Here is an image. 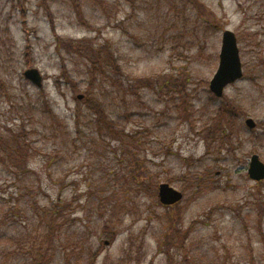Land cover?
I'll use <instances>...</instances> for the list:
<instances>
[{
    "label": "rangeland",
    "instance_id": "1",
    "mask_svg": "<svg viewBox=\"0 0 264 264\" xmlns=\"http://www.w3.org/2000/svg\"><path fill=\"white\" fill-rule=\"evenodd\" d=\"M226 30L244 76L216 98ZM84 39L111 48L122 73L101 76L64 46ZM30 68L42 88L24 77ZM144 77L150 88L120 85ZM94 100L116 134L96 130ZM2 133L27 135L34 149L31 177L0 161V197L15 206L11 195L28 187L38 212L15 215L8 249L19 253L8 264H88L97 251L95 264H264V181L248 175L254 154L264 161V0H0ZM161 183L182 202L164 207ZM175 223L188 235L183 252L169 248Z\"/></svg>",
    "mask_w": 264,
    "mask_h": 264
},
{
    "label": "trees",
    "instance_id": "2",
    "mask_svg": "<svg viewBox=\"0 0 264 264\" xmlns=\"http://www.w3.org/2000/svg\"><path fill=\"white\" fill-rule=\"evenodd\" d=\"M82 42H77V41H70L64 44L66 50L68 48L75 50L77 53H81L82 55L86 56L91 62L92 65L94 66V70L99 73V75L104 76L106 78H109V71L114 70L117 73H122V67L119 65L117 58L115 57V53L111 50V48H108L107 46L95 48L93 45V42L88 39L81 40ZM72 46H78L77 47H72ZM83 48V50H81ZM136 82L139 84L134 85L132 82H129V85H125L124 83L120 84L125 91H134L138 86L140 87L141 85H144V87L150 88V78H141L138 79ZM120 83V82H119ZM126 87L128 90H126ZM138 87V88H139ZM47 102V101H45ZM93 104L89 103V109L92 111V114L96 116V120L93 122L95 125L96 130L99 131L100 135H103V133L107 129H111L113 133L116 134V129L117 127L115 126V120L110 118V115L106 112L103 103H101L98 100L92 101ZM231 104V103H230ZM229 108L231 107V112H236L237 111V106L236 105H231L228 106ZM227 108L224 110V108H221V113H225L226 115L230 114L229 120L232 118H236L238 116L237 113H230L226 111ZM80 115H77V126L80 128ZM106 125V126H105ZM107 127V129H106ZM120 133V131H119ZM122 136V134H120ZM124 135V134H123ZM33 146L31 145V142L29 141V138L27 135H22V134H14L12 133L11 135H5L4 133L0 134V161L2 163L5 162H11L14 167H17L18 169H21V172H24V175H27V177H31L32 173L30 170L27 169V160L29 158L30 152L33 150ZM138 164V163H137ZM18 176V175H17ZM136 191H143L148 190L150 186H144V181L141 180H136ZM140 184V186H139ZM150 185V184H149ZM25 192H21L18 194H12L11 198L14 200L13 202H16L15 206H10L8 208V202H11L10 199L0 197V264H8L9 257L13 256L14 254H18L19 251L15 250L14 253L10 252L8 249L9 247V242L11 241L9 237V227L11 225H15L16 221L15 215H25L26 217L30 218V207L35 210L36 206L31 203L30 196H32V189L28 187H23ZM104 189V188H103ZM102 189L103 193H106ZM102 191H98V193H102ZM20 194V195H19ZM116 194H111L112 197H114ZM26 197L29 198L30 201L23 202V199H26ZM104 199H109V195L103 196ZM101 198V197H100ZM32 199V198H31ZM25 205H23V204ZM30 205V206H29ZM35 206V207H34ZM8 208V209H7ZM169 208H174V207H169ZM38 212H36L37 214ZM40 213V212H39ZM56 216V212H53L52 210H48L45 212V218L47 216ZM54 219H52L53 221ZM47 228V234L43 238V242H41L43 245L47 246L49 245L50 240L53 239V235L56 232V228L53 227L52 222H49ZM177 223L173 225V227L170 229L168 232L169 236L172 234L174 231L177 232L178 239L174 240L172 246L169 245V248L176 247L179 251H182L185 249V241L187 239V234L186 236L183 234L186 233V231L181 230L180 228L176 227ZM34 249V248H33ZM43 248H41L42 250ZM181 252V253H182ZM100 251L95 252L94 254H91L90 260H88V264H95L96 258L98 257ZM185 262H181V264H186L187 258H184ZM31 264H39L36 262L35 259L31 261Z\"/></svg>",
    "mask_w": 264,
    "mask_h": 264
},
{
    "label": "water",
    "instance_id": "3",
    "mask_svg": "<svg viewBox=\"0 0 264 264\" xmlns=\"http://www.w3.org/2000/svg\"><path fill=\"white\" fill-rule=\"evenodd\" d=\"M243 76L244 71L237 37L232 31L226 30L222 38L219 66L210 81L209 89L217 98H222L226 88L241 80ZM24 77L38 88H42L44 78L39 69L30 68L26 70ZM78 98L81 99L82 96ZM246 125L250 129L256 128V123L252 118L246 120ZM248 175L254 182L264 181V161L258 154L251 157ZM158 197L162 205L171 207L179 204L183 200L184 194L169 183H161L158 188Z\"/></svg>",
    "mask_w": 264,
    "mask_h": 264
}]
</instances>
